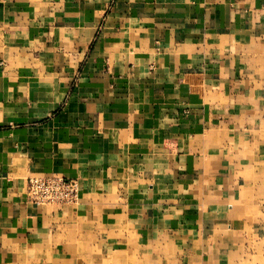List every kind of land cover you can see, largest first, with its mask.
Wrapping results in <instances>:
<instances>
[{"label": "crops", "instance_id": "1", "mask_svg": "<svg viewBox=\"0 0 264 264\" xmlns=\"http://www.w3.org/2000/svg\"><path fill=\"white\" fill-rule=\"evenodd\" d=\"M129 263L264 264V0H0V264Z\"/></svg>", "mask_w": 264, "mask_h": 264}, {"label": "built area", "instance_id": "2", "mask_svg": "<svg viewBox=\"0 0 264 264\" xmlns=\"http://www.w3.org/2000/svg\"><path fill=\"white\" fill-rule=\"evenodd\" d=\"M27 191L33 203L63 206L77 201L79 188L75 179L41 176L28 180Z\"/></svg>", "mask_w": 264, "mask_h": 264}, {"label": "bare ground", "instance_id": "3", "mask_svg": "<svg viewBox=\"0 0 264 264\" xmlns=\"http://www.w3.org/2000/svg\"><path fill=\"white\" fill-rule=\"evenodd\" d=\"M33 177H41V176H33ZM30 178H32V177H30ZM30 178H29V179H30ZM29 179H28V180H29ZM27 184H28V183H27ZM78 188H79V185H78ZM27 194H28V191H27ZM78 197H79V193H78ZM77 199H78V198H77Z\"/></svg>", "mask_w": 264, "mask_h": 264}, {"label": "rangeland", "instance_id": "4", "mask_svg": "<svg viewBox=\"0 0 264 264\" xmlns=\"http://www.w3.org/2000/svg\"><path fill=\"white\" fill-rule=\"evenodd\" d=\"M43 177V176H42ZM60 177H63V176H60ZM130 264V263H129Z\"/></svg>", "mask_w": 264, "mask_h": 264}]
</instances>
